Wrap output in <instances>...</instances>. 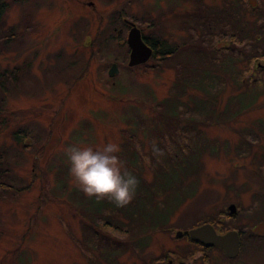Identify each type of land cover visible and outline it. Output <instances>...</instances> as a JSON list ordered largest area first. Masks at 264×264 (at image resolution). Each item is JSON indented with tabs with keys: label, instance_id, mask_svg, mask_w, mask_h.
<instances>
[{
	"label": "rangeland",
	"instance_id": "rangeland-1",
	"mask_svg": "<svg viewBox=\"0 0 264 264\" xmlns=\"http://www.w3.org/2000/svg\"><path fill=\"white\" fill-rule=\"evenodd\" d=\"M235 1L0 0V264H151L170 248L179 251L176 245L193 247L177 231L210 223L232 230L231 204L244 213L260 198L264 208V133L255 131L264 124V39L237 47L248 52L237 62L246 87L223 74L207 109L179 110L176 125L158 103L175 93L179 106L208 97L189 85L184 94L173 92L186 76L174 61L190 70L199 65L197 40L211 56L224 47L228 36L204 46L206 34L199 37L198 29ZM240 4L250 20L264 16V0ZM122 19L140 22L167 45L181 44L178 59L151 57L129 67L130 26ZM113 62L117 73L109 77ZM250 96L253 103L239 111L237 100ZM207 141L219 152L202 150L200 165V145ZM108 143L119 146L124 169L138 180L125 207L87 198L69 173V146ZM190 167L182 183L156 193L155 173L167 182L172 169L183 178ZM177 194L185 196L178 204L172 202ZM113 247L120 248L115 259L108 252Z\"/></svg>",
	"mask_w": 264,
	"mask_h": 264
},
{
	"label": "trees",
	"instance_id": "trees-1",
	"mask_svg": "<svg viewBox=\"0 0 264 264\" xmlns=\"http://www.w3.org/2000/svg\"><path fill=\"white\" fill-rule=\"evenodd\" d=\"M181 1V0H179ZM183 3V4H182ZM180 3V5L184 8V2ZM240 0H236L234 3V6L224 13V15H219L218 18H216L212 22H206L204 26H202L200 29H198V34L200 37V34H206L205 39L201 41L203 45L212 44L214 47L215 45V39L220 40L223 37L228 36V43L224 47L214 48V53L212 56L210 55V52L205 48L201 47L199 40H197L196 46H197V52L198 56H200V64L195 66H192L193 69L190 70V66H185V62L180 61H174L176 63V68L181 70V72L186 75L183 76V79H179L178 82L174 83L172 86V90L175 93L176 90L178 91V94H184L187 91L186 85H189V87L193 88L194 90H201L204 92V94H207L208 97L203 100V102H199L197 100H189L190 105L188 103L182 104L179 106L180 102H177V93L172 94L170 98H166L162 100L161 102H158L159 104H164V106L169 110V117L170 119H174L177 124L178 120H182L181 116L179 115L180 111H186L191 105L193 106V110L196 112L205 111L207 107L213 102L214 100V88L216 86H221V84L224 82L223 80V74H231L233 76L232 80L236 85H239L241 87H246V81L242 77V73L244 70L238 69L237 62L244 58V56L248 55V52L238 50L237 47L239 46V43H247V42H254L257 43L264 39V16L260 15L255 21L250 20L247 18V15L242 12L239 8L240 6ZM202 7H206L202 4ZM189 6H187L188 9ZM186 10V8H184ZM244 9V7H242ZM250 9V8H248ZM252 10V9H251ZM4 11V3H0V18ZM258 10H253L252 14L256 16L259 14ZM262 14V13H260ZM190 22V18L188 17L186 20V27L187 23ZM143 24H145V21H142ZM252 24L251 26H248L249 24ZM139 26V25H138ZM190 28L193 30L194 39L197 37L198 34L196 33L194 27L192 24H188ZM142 33L144 32L143 27L141 26ZM12 36L9 35V38ZM151 46L153 48V57H158L160 59H165L171 57V59L176 60L178 59V56L180 55L182 51V45L179 44V46L174 45H167L166 41L160 40L157 37L151 38L150 40ZM189 43V42H188ZM243 43V44H244ZM222 50H225L222 52ZM228 53H227V52ZM222 52V53H221ZM250 58L252 59V53ZM252 62V60L250 61ZM190 64V63H189ZM13 80V78H12ZM254 84L262 85V82L259 80H254ZM176 89V90H175ZM250 101L247 102V97L244 99L237 100L239 104V111H242L246 109L251 103H253V96H250ZM231 104V100L227 102L225 107L227 108ZM3 110H0V112ZM201 114H205L204 112ZM200 115V114H199ZM201 116V115H200ZM180 118V119H179ZM221 119V117L217 118V120ZM198 122H201V120L198 118ZM138 123V120H137ZM1 124V122H0ZM261 124V123H260ZM259 124V125H260ZM260 129H256V133L261 132L264 133V124L258 126ZM149 129L145 131L148 132ZM247 131L243 130L242 134H245ZM135 137L137 135V131L135 130ZM132 136V135H131ZM147 136V135H146ZM191 139V137H190ZM194 140L191 139V143L193 145ZM208 142V141H207ZM213 142H208V144L200 145V152H199V163L201 165L200 157L202 150H206L205 148H208L209 154L213 155L218 153L219 151L214 150ZM227 151V149L225 150ZM191 163V162H190ZM188 163L187 165H190ZM188 173L181 178L180 176H174V172H177V170L172 169V176L169 178V180L166 182V178H156L155 173V189H157L159 192L156 193H162V189H166L168 186H172L171 188H174L178 184L182 183V181L185 180V178L191 174V167L188 168ZM263 175H264V167H263ZM164 181V182H163ZM2 185V183H0ZM163 187V188H162ZM262 189V188H261ZM194 190V188L192 189ZM173 195V194H172ZM264 198V194L262 195ZM185 196L184 195H174L172 198V202L178 204ZM257 199H255L256 201ZM167 200L166 202H168ZM254 201V202H255ZM98 208V207H93ZM96 210V209H94ZM250 211V212H249ZM249 212V213H247ZM247 213V215H246ZM155 215H161V213H156ZM239 217L242 218L239 219ZM248 217V218H247ZM228 219H233L234 224L231 227L232 230L236 231L239 236L240 244H241V250L243 256H247L251 259V264H264V251H257L260 246L264 245V208L262 206V203L260 201V198L253 203V205L243 213L241 208H238L237 213H228L227 214ZM162 219L167 220V214L162 213ZM245 219V220H244ZM164 221V222H165ZM236 221V222H235ZM163 222V223H164ZM162 223V224H163ZM185 232V231H184ZM177 237V236H176ZM182 239H186L187 241L191 243H198L195 240H192L189 237L184 236ZM177 239H175L176 241ZM202 246L206 247H212L214 245H203L199 243ZM183 247H181L182 249ZM187 248V247H186ZM171 251L169 252L173 256L176 257L177 260L181 259L182 252L181 250L177 251L173 248H170ZM108 252L113 253V259L118 256L120 252V248L115 249H109ZM136 252V251H135ZM192 249H187L186 251H183V253H191ZM239 254V253H238ZM182 264V263H180Z\"/></svg>",
	"mask_w": 264,
	"mask_h": 264
},
{
	"label": "clouds",
	"instance_id": "clouds-1",
	"mask_svg": "<svg viewBox=\"0 0 264 264\" xmlns=\"http://www.w3.org/2000/svg\"><path fill=\"white\" fill-rule=\"evenodd\" d=\"M69 173L78 189L97 202L108 200L117 207L132 203L138 180L124 169L119 159L120 148L108 143L102 148L72 145L66 150Z\"/></svg>",
	"mask_w": 264,
	"mask_h": 264
},
{
	"label": "water",
	"instance_id": "water-1",
	"mask_svg": "<svg viewBox=\"0 0 264 264\" xmlns=\"http://www.w3.org/2000/svg\"><path fill=\"white\" fill-rule=\"evenodd\" d=\"M131 28L127 35V44L130 49L128 65H136L148 60L152 55V49L143 42L140 30L138 27L130 22ZM116 71L115 64L109 69V75ZM229 213L236 211L233 204L228 207ZM192 240L203 243L204 245H216L223 249L229 257H234L239 251V236L236 231L230 230L223 234L215 232L210 224L203 225L198 228H192L188 231ZM182 232L177 231L176 236H181Z\"/></svg>",
	"mask_w": 264,
	"mask_h": 264
},
{
	"label": "flooded vegetation",
	"instance_id": "flooded-vegetation-1",
	"mask_svg": "<svg viewBox=\"0 0 264 264\" xmlns=\"http://www.w3.org/2000/svg\"><path fill=\"white\" fill-rule=\"evenodd\" d=\"M90 4V3H89ZM125 24H127V26H130V22L126 19H122ZM136 26L140 29V33L142 36V39L144 41V43H146L148 46L152 48L150 40L151 37L141 31V26L138 21H133ZM131 27V26H130ZM130 27H128L127 29V33L128 30L130 29ZM121 31V30H120ZM127 38V36H126ZM119 44L121 43V41H117ZM126 43V40H125ZM153 51V50H152ZM126 53L129 56V48L127 46L126 43ZM114 63V62H113ZM116 64V63H115ZM187 236L190 239V235L187 233V231L183 232L182 235L179 238L181 241L183 240L182 237ZM177 241V240H176ZM189 242V241H187ZM240 242V240H239ZM191 246H187L188 248L192 249L191 253H183L182 252V257L181 259L177 260L175 256H173L172 254H170L169 252L171 251V249H168L165 253H163L160 257H158L157 259H153L151 261V264H251V259L247 256H243L239 251V254L233 258H229L226 257L225 253L223 250H221L220 248L216 247V246H212V247H206V246H202L199 243H191L189 242ZM177 247H185L184 245L181 244V246L176 245ZM240 250H241V244H240Z\"/></svg>",
	"mask_w": 264,
	"mask_h": 264
}]
</instances>
